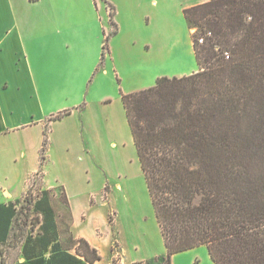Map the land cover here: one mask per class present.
<instances>
[{"label":"trees","instance_id":"1","mask_svg":"<svg viewBox=\"0 0 264 264\" xmlns=\"http://www.w3.org/2000/svg\"><path fill=\"white\" fill-rule=\"evenodd\" d=\"M184 17L194 31L198 71L121 92L166 248L165 255L138 264H172L176 255L199 247L214 264H264V0H206L184 10ZM48 148L46 128L38 177ZM49 194L25 198L19 210L0 205V247L23 243L25 262L15 264L101 261L83 239L68 247L59 241ZM61 198L66 203L64 193ZM30 214L36 223H27ZM18 225V232L26 226L38 228V235L21 237Z\"/></svg>","mask_w":264,"mask_h":264},{"label":"rangeland","instance_id":"2","mask_svg":"<svg viewBox=\"0 0 264 264\" xmlns=\"http://www.w3.org/2000/svg\"><path fill=\"white\" fill-rule=\"evenodd\" d=\"M193 2L194 0H50L47 4L45 1L42 9L53 11L58 31L51 35L53 48L41 61H34L32 64L36 85L42 96L49 99L44 102V111H55L66 104L74 106L80 101L85 102V94L90 87V80H86L88 69L100 49V54L103 55L101 43L108 36L105 58L114 52L127 89L150 88L160 77L172 78L181 72L196 70L198 66L191 37L194 31L189 30L184 17V10L190 8L186 6ZM114 26L119 35L112 45L113 36L110 35L115 31ZM37 27L40 28L39 23ZM148 67L150 75L144 72ZM101 69L97 68L94 74ZM99 88L105 96H110L112 103L103 104L99 101L104 96L94 94ZM118 88H113L108 83L98 84L88 97L90 108L83 120L82 114L77 112L73 118L54 126L50 141H54L55 148L47 155L51 170L60 169L65 172L61 146L63 140L69 143L70 152L66 156L73 170L68 178H75L77 183L86 187L87 193L93 196L92 204L102 205L98 207L103 215L108 212L109 223L114 232L113 264H120L117 260H121L122 256L118 248L119 233L120 244L130 259H148L165 253L125 111L117 98ZM43 181V177L35 178L31 190L23 198L28 201L36 198L43 191ZM103 182H108L104 184V188ZM49 193V197L54 200L56 194L53 195L52 191ZM7 196V193L0 190V197ZM58 196L61 197V193ZM55 214L57 217V211ZM25 216L22 215L23 223L26 221ZM27 217V223H36L37 218L33 215ZM94 221L98 222L97 217ZM58 223L62 243L64 246H71L73 238L68 229V214L58 218ZM19 228V225L15 226V233L21 237L38 235V228L32 231L24 226L18 232ZM22 246L23 243H16L14 240L0 247V264H15L23 259ZM108 250L107 243H103L102 255L107 256ZM107 260L105 258V264ZM172 264L214 262L207 248L199 247L176 255Z\"/></svg>","mask_w":264,"mask_h":264},{"label":"crops","instance_id":"3","mask_svg":"<svg viewBox=\"0 0 264 264\" xmlns=\"http://www.w3.org/2000/svg\"><path fill=\"white\" fill-rule=\"evenodd\" d=\"M45 1L47 4L50 3V0H0V190L8 194L7 197H0V205L16 204L18 210L25 201L23 196L30 190L32 181L35 178H39L41 150L46 128H48L49 132L48 155L55 148L54 141L53 143L50 141L54 126L62 124L69 118H73L77 112L82 114L83 120L90 108L88 97L98 84L108 83L113 88L119 87L117 89V98L121 101L122 106V93L130 94L148 88H125V78H123L121 71L118 69L114 52L108 54L103 64H101L102 54H100V49L93 57L92 66L87 72L86 80H90V87L88 88V93L85 94V102L80 101L74 106L66 104L55 111L45 112L44 102H48L49 99H45L42 96L40 89L36 85L35 73L32 69L33 62L41 61L42 57L53 48L54 43L51 35L58 31L53 11L51 9H42ZM205 1L194 0L193 3L186 7H193ZM38 23L40 28L37 27ZM118 35L117 33L112 37V45ZM104 43L102 42L101 46H104ZM97 68L98 70L102 69L97 74H94ZM197 71L198 68L190 72H181L176 76H189ZM144 72L148 74L149 67L144 69ZM94 94L104 95L100 96L101 99L99 100L103 104H110L113 101L109 98L110 96H105L101 88ZM68 111H70V114L63 119L58 121L51 120L56 115ZM69 147V143L63 140L61 149H63L62 161L64 162L65 172L60 169L59 171L51 170L50 162L47 160L42 176L44 181L41 190L52 191L53 195L56 194L54 200L50 199V204L54 213V221L58 225L59 241L63 242L58 218L60 219L67 213L69 216L68 229L70 236L74 240L83 239L87 241L91 247L99 252L102 260L95 264H105V258L108 259L106 264H113L112 242L114 232L109 223L108 212L103 215V212L98 207L100 205L92 204L93 196L91 193H87L86 187L77 183L75 178L74 180L71 177L68 178L73 170L71 162L69 159L67 160L66 156L70 152ZM105 183L108 182H103V188ZM59 193L66 195V203L58 196ZM95 217H97L98 222L94 221ZM103 243H107L109 249L107 256H103L104 254L102 255L101 252ZM120 243L119 233L118 248L122 256L121 260H117L118 263L138 264L152 259H130ZM68 252L71 255H75L74 249H70ZM165 254L166 248L165 253L160 256ZM78 258L84 261L79 256ZM23 262H25L24 259L19 261V263Z\"/></svg>","mask_w":264,"mask_h":264},{"label":"built area","instance_id":"4","mask_svg":"<svg viewBox=\"0 0 264 264\" xmlns=\"http://www.w3.org/2000/svg\"><path fill=\"white\" fill-rule=\"evenodd\" d=\"M199 42L202 44L203 43V40H200Z\"/></svg>","mask_w":264,"mask_h":264}]
</instances>
